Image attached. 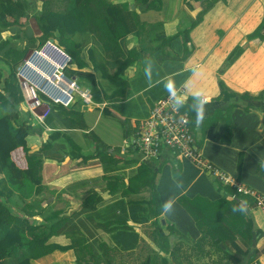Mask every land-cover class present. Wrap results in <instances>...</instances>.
Masks as SVG:
<instances>
[{
  "label": "crops",
  "instance_id": "0c3cea01",
  "mask_svg": "<svg viewBox=\"0 0 264 264\" xmlns=\"http://www.w3.org/2000/svg\"><path fill=\"white\" fill-rule=\"evenodd\" d=\"M115 1L129 2L143 21L159 23V32L166 36L165 50L144 61H152L150 76L144 71V77H136V64L131 66L124 94L111 98L121 84H109L95 71L92 84L107 90L101 92L103 98L93 96L95 104L90 107L77 102L75 122L51 106L43 107V119L29 108L34 126L28 143L38 149L51 132L61 131L78 145L76 155H83L73 159L65 155L71 147L57 143L46 154L53 156L43 166V183L53 191L54 207L78 212L67 223L68 230L80 228L90 241H105L120 250L135 249L147 232L152 233L147 202L156 199L157 206L163 207L160 218L168 226L167 234L173 229L175 240L181 234L196 240L201 231L178 199L185 194L217 199L224 194L223 186L174 149L165 147L158 157L144 159L138 151L123 147L156 101L169 94L166 83L172 81L175 88L186 90L191 108L197 92L207 98L203 116L190 126L204 158L264 195V0H160L151 8L148 0L138 6L135 0ZM79 40L91 72V47L95 49L92 56L105 60L110 73L115 71L119 63L108 60L89 36L81 35ZM121 42L124 46L125 38ZM129 44L136 46L137 38L131 37ZM159 54L165 57L161 62ZM21 164L27 166L24 152ZM93 192L102 196L97 209L81 210L79 204ZM169 201L172 210L165 212ZM254 209L259 211L257 217L252 213L263 231L256 242V257L248 260L249 248L242 240L232 244L243 255V264H264V213L255 207L251 211ZM91 216L101 222H124L131 228L105 231L89 220ZM10 238L12 243L19 242L14 233ZM52 255V259L34 262L75 264L70 252Z\"/></svg>",
  "mask_w": 264,
  "mask_h": 264
},
{
  "label": "trees",
  "instance_id": "16d2710c",
  "mask_svg": "<svg viewBox=\"0 0 264 264\" xmlns=\"http://www.w3.org/2000/svg\"><path fill=\"white\" fill-rule=\"evenodd\" d=\"M155 1L160 0H148L147 7L151 8ZM144 2L135 0L137 6ZM3 15H10V18ZM30 16L34 17L38 30L28 27ZM158 25L143 21L140 12L131 8L129 2L0 0V264H36L35 260L49 254L66 252L72 254L75 264H243V255L232 247L238 239L249 248L248 260L256 257V242L263 231L251 211L256 208L255 198L239 194L234 187L216 179L224 188L220 198L211 199L200 194L189 197L185 194L178 199L201 231L196 240L181 233L175 240L171 236L173 229L167 234V227L164 228L160 218L163 207H158L160 202L155 199L147 202L150 205L147 216L153 220L152 233L147 232L132 250H120L105 241H90L80 228L64 231L78 212L56 209L51 201L53 191L43 183L44 163L53 156L46 154L55 144L71 147L65 155L73 159L83 155H76L79 153L78 145L69 134L61 131L51 132L38 149L29 145L34 116L25 107V96L16 75L28 52L43 47L53 38L72 56L67 75L77 78L82 84L86 78L95 77V71L99 72L101 80L112 85L121 84L110 94L113 98L124 94L129 67L165 50L166 36L162 37L163 32H159ZM3 32L9 34L3 36ZM78 34L89 36L108 60L119 63L113 73L108 70L105 60L92 56L95 54L93 47L89 48L93 65V71H90L83 42L67 43V35ZM131 37L137 38L136 46H130ZM124 38L125 47L121 42ZM161 58L165 59L159 54L157 59ZM76 103L68 107L53 103L50 106L63 111L75 122L77 116L73 108ZM180 108L189 113L190 126L193 127L200 117L188 103ZM231 128V124L227 125L229 133ZM20 148L26 158L25 167L21 164L23 154ZM233 194L236 197H232ZM101 200L102 196L93 192L79 206L81 210H96ZM245 207H249V213ZM89 220L105 231L131 228L124 222H101L92 216ZM10 233L16 234L19 242L12 243L11 238L7 239Z\"/></svg>",
  "mask_w": 264,
  "mask_h": 264
},
{
  "label": "built area",
  "instance_id": "2783aa9c",
  "mask_svg": "<svg viewBox=\"0 0 264 264\" xmlns=\"http://www.w3.org/2000/svg\"><path fill=\"white\" fill-rule=\"evenodd\" d=\"M27 55L18 66L16 75L25 101L39 118L43 119L40 110L51 103L65 107L76 102L86 107L95 104L92 90L67 75L72 56L54 40H48L43 47L35 48ZM175 90L183 96V104L187 103L186 90L182 87ZM128 147L138 151L144 159L158 157L165 147L174 149L201 170L209 172L214 179L234 187L237 193L254 197L256 207L264 213L263 194L204 158L195 143L189 113L174 105L169 94L158 99L149 116L141 119L139 129L125 143L123 150Z\"/></svg>",
  "mask_w": 264,
  "mask_h": 264
},
{
  "label": "rangeland",
  "instance_id": "374dc122",
  "mask_svg": "<svg viewBox=\"0 0 264 264\" xmlns=\"http://www.w3.org/2000/svg\"><path fill=\"white\" fill-rule=\"evenodd\" d=\"M3 17L4 18H10V15H3ZM27 21H28V27H30V28H32L34 31L35 30H38V26H37V23H36V21H35V19H34V17L33 16H30L28 19H27ZM147 22V21H146ZM148 24H153V23H151V22H147ZM9 34V32H3L2 33V35L3 36H7ZM55 36H57V34L55 35ZM80 36L81 35H76V36H74V35H67L66 36V39H68V41H67V43L69 42V45H72V44H74V42H75V40H79L80 39ZM83 37H85V36H83ZM56 43H58V42H56ZM59 44V43H58ZM62 46V45H61ZM65 46H67V45H65ZM64 47V46H63ZM62 47V48H63ZM33 50V49H32ZM32 50H30L29 52H28V55L30 54V52L32 51ZM27 55V56H28ZM158 61L159 62H161V61H163V58H161V59H158ZM136 65H135V67H137V70H138V73H137V76L136 77H138V78H142V77H144V71L145 70H143L145 67H146V63H144V62H140V63H138V62H136L135 63ZM134 66V65H133ZM130 68V67H129ZM129 68L126 70V76H127V79H128V81H129ZM126 76H125V78H126ZM81 82H84V84L85 85H88V86H90L92 89V93H93V96H94V98L95 99H102L103 97L101 96V92L102 93H106L107 92V90L105 91V89H102L100 86H98L97 85V83H96V86H94L92 83L94 82L93 81V79H87V81H81ZM95 84V83H94ZM94 99V100H95ZM25 105L27 106V108L29 109L30 108V106L27 104V102L25 101ZM30 110V109H29ZM39 112V111H38ZM40 112H41V110H40ZM33 113V112H32ZM34 114V113H33ZM39 114V113H38ZM138 114V113H137ZM141 116V115H140ZM139 116V117H140ZM138 117V118H139ZM22 154H23V152H22ZM181 156V155H180ZM263 158H264V155H263ZM263 168V167H262ZM264 170V169H263ZM260 172V171H259ZM262 172V171H261ZM260 172V173H261ZM175 175H177V172H175L174 173V176H172V177H175ZM261 180L264 182V176H263V174H262V176H261ZM251 188H253V187H251ZM253 189H255V188H253ZM257 192H259V193H261L260 191H258L257 189H255ZM261 194H263V193H261ZM257 208V207H256ZM260 210V209H259ZM252 212L254 213V215L257 217V215H259V211L257 210V209H254V210H252ZM164 226V228L165 227H168L167 225H163ZM65 230L64 231H68V226H66L65 228H64ZM52 257H53V255L52 254H49L48 256H46V260L47 259H52ZM45 258V257H44ZM44 258H42V259H40V260H38V261H41V260H44ZM46 264H53V260L52 261H46L45 262Z\"/></svg>",
  "mask_w": 264,
  "mask_h": 264
},
{
  "label": "clouds",
  "instance_id": "9594fccd",
  "mask_svg": "<svg viewBox=\"0 0 264 264\" xmlns=\"http://www.w3.org/2000/svg\"><path fill=\"white\" fill-rule=\"evenodd\" d=\"M151 66H152V61H147L146 68H145V73L147 76H150ZM166 90L169 92L170 99L173 101L174 105L176 106L183 105V102H184L183 96L175 90L174 82L168 81L166 83ZM206 103H207V98L204 96L202 92H197L193 96L192 108H193V111H195L199 117L203 116V109ZM172 205H173V202L171 201L166 202L164 205V211L165 212L171 211Z\"/></svg>",
  "mask_w": 264,
  "mask_h": 264
},
{
  "label": "water",
  "instance_id": "95a60500",
  "mask_svg": "<svg viewBox=\"0 0 264 264\" xmlns=\"http://www.w3.org/2000/svg\"><path fill=\"white\" fill-rule=\"evenodd\" d=\"M51 40L53 41L54 39L52 38ZM245 210H246L247 213L250 212L248 207H245Z\"/></svg>",
  "mask_w": 264,
  "mask_h": 264
}]
</instances>
